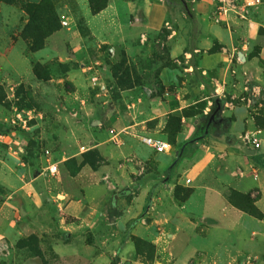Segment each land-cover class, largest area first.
<instances>
[{
    "label": "crops",
    "instance_id": "obj_1",
    "mask_svg": "<svg viewBox=\"0 0 264 264\" xmlns=\"http://www.w3.org/2000/svg\"><path fill=\"white\" fill-rule=\"evenodd\" d=\"M78 2L85 32L74 12L68 27L47 37L43 56L68 65L65 74L77 86L96 89L104 117L89 121L92 133L78 141L77 152L46 149L40 166L27 161L24 167L19 159L13 165L0 146V264H112L113 259L118 264H264V0L250 7L246 18L218 14V0H107L97 12L88 0ZM164 28H172V57L185 55L189 67L165 70L170 88L161 95L132 87L113 99L99 59ZM16 46L11 52L17 71L31 80L26 45ZM95 74L104 88L93 86ZM215 96L224 102L218 126L184 113L207 101L208 114ZM82 99L79 105L89 115V100L81 105ZM170 115L182 117L179 140L159 153L142 136L162 138L154 132ZM223 120L229 121L223 125ZM152 121L156 129L148 126ZM113 126L123 130L117 140L109 132ZM198 131L204 138L174 163L184 140ZM250 133L260 141L259 150L245 140ZM82 145L89 149L81 150ZM91 149L103 156L96 167L81 156ZM71 157H77L73 173L64 165ZM53 163L59 168L55 175L36 171ZM178 184L190 185L191 194L176 197ZM234 192L254 197L260 215L230 200ZM32 234L40 238L44 258L17 246ZM134 238L155 246L152 259L138 251Z\"/></svg>",
    "mask_w": 264,
    "mask_h": 264
},
{
    "label": "rangeland",
    "instance_id": "obj_2",
    "mask_svg": "<svg viewBox=\"0 0 264 264\" xmlns=\"http://www.w3.org/2000/svg\"><path fill=\"white\" fill-rule=\"evenodd\" d=\"M88 4L90 9L96 12L104 9L108 3L107 0H88ZM180 7L183 8L182 5ZM72 8L74 11L71 10ZM74 12H76V16ZM64 14L69 19L74 15L73 18L77 21L79 29L85 32L86 21L78 0H13L11 2L0 0V57L9 53L8 60L6 59L4 62L0 60V146L4 148L3 151L5 149L8 151L9 160L13 165L17 164L14 160L19 159L25 161L26 166L24 167H27V161L31 165L39 163L40 166L41 159L39 158L42 153H49V150L46 149L52 150L55 146L58 149L66 147L68 151L77 152L78 141L92 133L91 130H88L92 129V126L88 124L89 121L94 117H104L103 111L97 109L96 89H93L91 85L90 87L77 86L67 78L68 73L65 74L69 68L68 65L47 60L43 56L46 54L44 48L47 37L64 27L61 23ZM170 29L172 30V28ZM171 30L164 28L116 52L108 50L104 58H98L101 61L102 75L113 99L116 100L119 97L122 89L132 87H138L145 92V95L147 92L153 96L161 95L167 88H170L165 85L163 72L165 70L182 71L189 67L185 55L179 57L178 60L171 55ZM20 42L26 45L23 50L28 58V63L31 64L33 73L31 80L23 79L20 76L21 73L17 71L15 53L16 45ZM13 47L14 54L11 52ZM75 66V69H78L79 63ZM2 75L7 76L8 81H1ZM93 86L95 85L93 84ZM100 89L102 88L100 87ZM210 89L208 90L210 91ZM81 97L84 99V102H80L81 105L86 104L87 99L89 100L87 102L91 112L89 115L84 114V108L79 105ZM214 99L223 101L218 96H215ZM212 101L211 107H216V111L210 117L203 111L207 101L185 109L184 113L188 115L197 113L200 124L207 125L210 122V126L214 124L218 126L217 124L220 123L218 115L222 106L220 104L218 106L215 100L212 99ZM16 111L23 114V120H17ZM12 119H15L16 123ZM212 119L215 123L211 122ZM226 121L222 122L223 125ZM83 123H86L85 128L87 129L82 127ZM155 124L156 121H152L148 126L156 129L157 125ZM182 124L181 116L177 118L170 115L165 126H161L156 132L151 131L169 142L172 141L176 146ZM198 134L199 131L196 135L184 140L183 151L177 155L178 159L174 163L178 162L189 148L197 147V141H201L205 136L203 133V136ZM249 135L255 136V133ZM259 148L255 149L259 150ZM35 155L38 159H31ZM81 156H83V161H88L93 167L103 160L98 149L93 152H85ZM253 157L259 158L258 155ZM76 161L77 157H71L64 162V165L73 173L77 167ZM42 169L39 167L36 168V171L41 172L43 176L53 175ZM190 187V185L185 187L178 184L175 187L176 197L189 196L191 194ZM231 196L235 203L249 211H256L253 203L254 197L249 198L245 194L236 192L231 193ZM38 239L40 242L39 237ZM38 242L36 239H31L29 235L23 238L19 248H25L28 253L34 254L42 251ZM137 247L138 251L144 253L148 260L154 257L155 246L152 243L141 239L137 242ZM41 253L44 258L43 252ZM51 258L53 255L48 259Z\"/></svg>",
    "mask_w": 264,
    "mask_h": 264
},
{
    "label": "built area",
    "instance_id": "obj_3",
    "mask_svg": "<svg viewBox=\"0 0 264 264\" xmlns=\"http://www.w3.org/2000/svg\"><path fill=\"white\" fill-rule=\"evenodd\" d=\"M260 3H262V0H218L217 11L218 14H222L224 16L228 15L229 13H234L238 17L246 18L249 12V8L259 5ZM231 18L232 17L230 18L228 17L227 20H230ZM61 21L64 27H68L70 25V19L65 14L62 15ZM92 81L94 85H97L101 88L105 87V86L102 87V85L100 84L99 74H95L92 77ZM15 115L17 117V120L19 121L23 120L22 113L16 111ZM12 121L16 123L15 119H12ZM109 132L111 133L112 137L117 140L118 135L122 133L123 130L118 131L113 126L110 128ZM244 138L254 148H259L261 146L260 141L254 135L251 136L249 134H246ZM142 141L145 144L153 147L159 153L169 151L173 147V144L167 141L166 139L154 137L152 135H143ZM88 149L89 148L86 145L81 146V150H88ZM46 170L49 171L51 174H55L58 172V165L55 163L50 164ZM187 182H190V179H187Z\"/></svg>",
    "mask_w": 264,
    "mask_h": 264
},
{
    "label": "trees",
    "instance_id": "obj_4",
    "mask_svg": "<svg viewBox=\"0 0 264 264\" xmlns=\"http://www.w3.org/2000/svg\"><path fill=\"white\" fill-rule=\"evenodd\" d=\"M2 1H7V2H11V1H13V0H2ZM97 12V11H96ZM213 100H215V102H216V104L218 105V106H223V104H224V102L223 101H219V100H217V99H214V97L212 98ZM220 104V105H219ZM216 107H212L211 108V110H210V112L208 113V116L210 117L211 115H213V113H215V111H216V109H215ZM221 109V108H220ZM172 116H175V115H172ZM175 117H177V118H180V116H175ZM172 144H174L172 141H170ZM96 149H91V150H89V151H87L86 153H88V152H93V151H95ZM85 154V153H84ZM249 198H250V196L249 195H247ZM229 198H230V200H232L233 201V198H232V196H231V194H230V196H229ZM250 212H252V213H254V214H258V215H260L259 213H258V211H257V209H256V211H254V210H252V211H250ZM30 238L31 239H36V241L38 242L39 241V239H38V236L37 235H30ZM22 240H23V238L22 239H20L19 241H18V243H17V246L18 247H21V243H22ZM134 240H135V242H136V245H137V242L138 241H140L141 239L140 238H134ZM39 243V242H38ZM138 248V247H137ZM42 251H40V252H37V253H34L35 255H39V256H42V253H41ZM112 264H118V260L117 259H113L112 260Z\"/></svg>",
    "mask_w": 264,
    "mask_h": 264
},
{
    "label": "water",
    "instance_id": "obj_5",
    "mask_svg": "<svg viewBox=\"0 0 264 264\" xmlns=\"http://www.w3.org/2000/svg\"><path fill=\"white\" fill-rule=\"evenodd\" d=\"M185 6H186V8H187V9H189V7H188V4H187V3H185Z\"/></svg>",
    "mask_w": 264,
    "mask_h": 264
}]
</instances>
